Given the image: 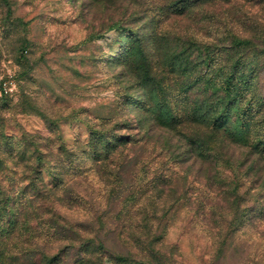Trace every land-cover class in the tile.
Masks as SVG:
<instances>
[{
  "label": "rangeland",
  "instance_id": "1",
  "mask_svg": "<svg viewBox=\"0 0 264 264\" xmlns=\"http://www.w3.org/2000/svg\"><path fill=\"white\" fill-rule=\"evenodd\" d=\"M1 77L0 264H264V0H0Z\"/></svg>",
  "mask_w": 264,
  "mask_h": 264
},
{
  "label": "trees",
  "instance_id": "2",
  "mask_svg": "<svg viewBox=\"0 0 264 264\" xmlns=\"http://www.w3.org/2000/svg\"><path fill=\"white\" fill-rule=\"evenodd\" d=\"M185 1V0H182ZM232 77V76H231ZM230 81V80H229ZM240 100H244V95H241ZM238 101L236 97H232L231 93L226 92L224 96L219 97V105L218 107L212 109L209 115H201L198 116V119H202L205 121H210L213 125H218V127L236 129L237 132L234 134L237 138H247L246 131L251 126V119L253 118V111L251 108L235 107L234 104ZM195 116V115H194ZM174 117V116H172ZM177 119V117H175ZM196 119V118H195ZM197 120V119H196ZM207 122V123H208ZM99 140L94 143L95 151L97 153L101 152L100 149H104L107 151L108 155L114 153L122 144L127 142L125 136H116L112 138H105L104 133L98 135ZM202 141V139H196V143ZM31 145H35V142ZM44 146L38 145L34 149L30 150L33 154H36L35 157L37 162L42 164V162L47 159L48 153L44 152ZM40 168V167H39ZM41 171V169H39Z\"/></svg>",
  "mask_w": 264,
  "mask_h": 264
},
{
  "label": "built area",
  "instance_id": "3",
  "mask_svg": "<svg viewBox=\"0 0 264 264\" xmlns=\"http://www.w3.org/2000/svg\"><path fill=\"white\" fill-rule=\"evenodd\" d=\"M16 88V83L11 78H0V99L4 96L10 95Z\"/></svg>",
  "mask_w": 264,
  "mask_h": 264
}]
</instances>
